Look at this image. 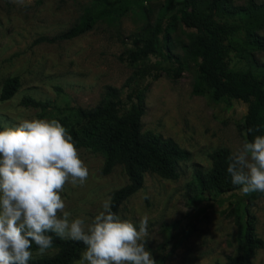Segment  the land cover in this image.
<instances>
[{
  "label": "rangeland",
  "instance_id": "374dc122",
  "mask_svg": "<svg viewBox=\"0 0 264 264\" xmlns=\"http://www.w3.org/2000/svg\"><path fill=\"white\" fill-rule=\"evenodd\" d=\"M115 1L0 0V90L6 79H19L15 95L0 101L2 127L15 126L24 119L70 124L76 121V108L92 110L102 103L109 89H121L140 65L118 60L132 48L128 37L152 25L166 0L130 4L118 21H101L88 33L68 41L35 43L41 37L65 32L85 8ZM251 2L261 4L264 0H233L238 6ZM195 34L179 24L168 32V47L184 69L176 80L164 74L148 80L141 118L143 134L171 138L189 152V157L178 164L179 178L175 181L146 174L142 188L123 202L118 212L137 227L141 218H148L145 248L156 264H223L236 247L229 201L197 202L188 184L195 169L210 168L212 151L226 148L232 155L240 147L245 140L241 126L247 106L238 100L215 103L205 90L194 93L197 61L190 50ZM258 34L264 39V29ZM232 43V70L264 74L263 52L241 56L237 51L245 46L243 36L233 38ZM24 97L46 102L49 107L45 111L22 107ZM77 149L89 177L83 186L67 184L61 195L72 218L90 219L102 210V202L111 198L113 191L127 184V177L120 165L101 175L103 155L87 147ZM236 193L241 194L239 190ZM250 211L257 220L256 234L263 241L251 264H264V198L256 200Z\"/></svg>",
  "mask_w": 264,
  "mask_h": 264
},
{
  "label": "trees",
  "instance_id": "16d2710c",
  "mask_svg": "<svg viewBox=\"0 0 264 264\" xmlns=\"http://www.w3.org/2000/svg\"><path fill=\"white\" fill-rule=\"evenodd\" d=\"M143 0H116L103 6L92 5L83 10L77 21L65 32L51 38L41 37L35 41L55 43L68 41L91 31L101 21L115 22L128 11V5ZM195 31L191 43V56L197 61L194 93L205 90L215 103L238 100L246 104L241 131L244 139L251 141L255 135H264V74L251 71H235L229 67L234 51L233 38L242 37L247 52L264 53V39L258 34L264 29V3L253 2L238 6L233 0H166L152 25L140 33L128 37L131 49L118 57L119 62L140 64L125 81L119 91L109 89L100 105L86 111L75 109L76 121L66 124L76 148L87 147L104 157L101 175L110 174L120 165L127 184L111 194L112 211L118 215L119 208L143 186L144 176L154 174L162 179L177 180L178 164L186 161L189 152L171 138L141 131V118L145 112L143 93L150 78L166 75L178 79L183 63L168 47V32L175 25ZM19 88V79L11 77L4 81L0 101L11 99ZM20 105L45 111L49 104L31 97H24ZM121 113V116L118 114ZM59 122V121H58ZM255 127L258 131L245 135ZM0 128H3L0 123ZM230 152L219 148L211 152V166L207 171L195 169L188 190L197 202L229 201V217L236 228L234 253L223 264H251L263 241L256 234L257 220L250 211L254 202L264 194H237L239 186L230 182L227 173ZM53 235V234H50ZM84 245L72 240H61L53 235L52 255H36L29 264H72L79 259ZM220 264V263H216Z\"/></svg>",
  "mask_w": 264,
  "mask_h": 264
},
{
  "label": "clouds",
  "instance_id": "9594fccd",
  "mask_svg": "<svg viewBox=\"0 0 264 264\" xmlns=\"http://www.w3.org/2000/svg\"><path fill=\"white\" fill-rule=\"evenodd\" d=\"M256 131L250 127L245 135ZM229 161L230 182L242 195L264 194V135L244 140ZM88 177L73 137L57 120L24 119L0 128V264H29L33 245L36 255H45L53 235L84 245L74 264H156L145 248L147 217L137 227L106 198L94 217L72 218L61 193Z\"/></svg>",
  "mask_w": 264,
  "mask_h": 264
}]
</instances>
